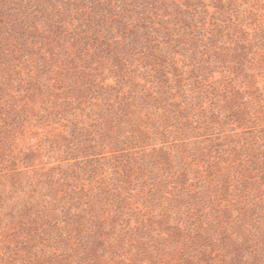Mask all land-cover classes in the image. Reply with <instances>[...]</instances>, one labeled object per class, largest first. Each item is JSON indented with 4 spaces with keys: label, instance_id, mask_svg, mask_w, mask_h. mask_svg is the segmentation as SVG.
Returning a JSON list of instances; mask_svg holds the SVG:
<instances>
[{
    "label": "trees",
    "instance_id": "1",
    "mask_svg": "<svg viewBox=\"0 0 264 264\" xmlns=\"http://www.w3.org/2000/svg\"><path fill=\"white\" fill-rule=\"evenodd\" d=\"M1 238L0 264H264V0H0Z\"/></svg>",
    "mask_w": 264,
    "mask_h": 264
},
{
    "label": "rangeland",
    "instance_id": "2",
    "mask_svg": "<svg viewBox=\"0 0 264 264\" xmlns=\"http://www.w3.org/2000/svg\"><path fill=\"white\" fill-rule=\"evenodd\" d=\"M21 65H24L23 63H21ZM33 131H35V129H33ZM38 138H37V133H35V132H31L30 130H29V132L26 134V142H28V141H30V140H32V143H37V140ZM22 142V141H21ZM1 241L3 240V238H1L0 239ZM4 244V243H3Z\"/></svg>",
    "mask_w": 264,
    "mask_h": 264
}]
</instances>
